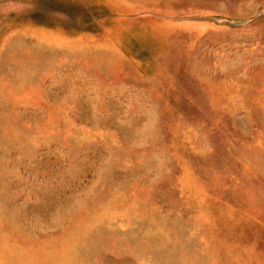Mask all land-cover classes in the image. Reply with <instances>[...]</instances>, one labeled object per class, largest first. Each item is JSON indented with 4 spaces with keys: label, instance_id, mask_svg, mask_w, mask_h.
<instances>
[{
    "label": "rangeland",
    "instance_id": "374dc122",
    "mask_svg": "<svg viewBox=\"0 0 264 264\" xmlns=\"http://www.w3.org/2000/svg\"><path fill=\"white\" fill-rule=\"evenodd\" d=\"M0 264H264V0H0Z\"/></svg>",
    "mask_w": 264,
    "mask_h": 264
}]
</instances>
